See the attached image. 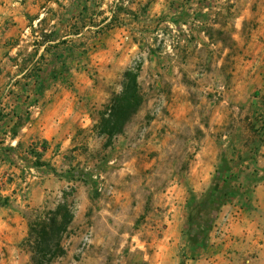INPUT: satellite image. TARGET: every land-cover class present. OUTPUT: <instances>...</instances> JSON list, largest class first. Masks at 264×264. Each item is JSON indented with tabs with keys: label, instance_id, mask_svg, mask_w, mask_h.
<instances>
[{
	"label": "rangeland",
	"instance_id": "1",
	"mask_svg": "<svg viewBox=\"0 0 264 264\" xmlns=\"http://www.w3.org/2000/svg\"><path fill=\"white\" fill-rule=\"evenodd\" d=\"M134 2L109 0L119 26L132 28L124 18ZM158 4L160 15L145 18ZM138 17L150 38L137 60L153 45L165 66L152 81L139 79L140 62L128 69L139 71L145 102L122 134L110 142L97 125L127 70L91 105L96 124L79 132L71 169L46 168L70 185L28 211V227L63 204L73 221L63 254L43 264H152L157 250L175 259L167 264H201L221 252L232 260L239 247L255 257L264 250V0H148ZM27 239L14 264H35ZM11 262L0 250V264Z\"/></svg>",
	"mask_w": 264,
	"mask_h": 264
},
{
	"label": "crops",
	"instance_id": "2",
	"mask_svg": "<svg viewBox=\"0 0 264 264\" xmlns=\"http://www.w3.org/2000/svg\"><path fill=\"white\" fill-rule=\"evenodd\" d=\"M93 1L0 0V180L10 175L18 183L23 166L35 164L33 151L55 172L67 173L79 132L96 124L91 105L105 95V87L122 79L123 72L138 62L141 81L159 78L165 64L158 62L153 45L143 63L137 60L141 41L150 36L135 19L148 0H135L130 7L132 17L124 21L133 19L131 29L118 25L110 30L105 27L112 18L109 0H96L97 11L91 8ZM159 10L160 5H154L145 18L159 16ZM178 62L179 57L171 62L175 73ZM68 185L46 168L27 199L20 196L19 183L15 187L0 182V250L12 264L26 256L21 246L29 236L25 214ZM237 250L229 255L232 260L221 252L201 264H264V250L255 257L245 247ZM164 252L157 250L152 264L175 263Z\"/></svg>",
	"mask_w": 264,
	"mask_h": 264
},
{
	"label": "trees",
	"instance_id": "3",
	"mask_svg": "<svg viewBox=\"0 0 264 264\" xmlns=\"http://www.w3.org/2000/svg\"><path fill=\"white\" fill-rule=\"evenodd\" d=\"M118 15H115L106 23V30L118 26ZM107 21V19H106ZM105 32V31H101ZM139 71L127 70L124 74V88L121 94L115 96L111 104L102 113L97 125L100 133L112 139L125 131L127 125L137 114L145 102L138 83ZM36 157L35 166L49 165L41 161V155L33 151ZM50 172V171H48ZM73 221V214L67 204L60 205L56 211L42 213L36 220L29 222V236L33 261L35 264L50 262L63 254L61 240L69 225Z\"/></svg>",
	"mask_w": 264,
	"mask_h": 264
},
{
	"label": "built area",
	"instance_id": "4",
	"mask_svg": "<svg viewBox=\"0 0 264 264\" xmlns=\"http://www.w3.org/2000/svg\"><path fill=\"white\" fill-rule=\"evenodd\" d=\"M43 147V144H39L37 146V149H41ZM34 162L36 161V157L33 155ZM44 166H23V172L24 175L21 178H18V183L19 187L17 188L19 191L20 196L22 199H27L30 191H31V186L36 181L41 177L42 170L44 169ZM1 184H6L8 186H15L17 187V182H15V179L10 176L6 175L1 178L0 180Z\"/></svg>",
	"mask_w": 264,
	"mask_h": 264
}]
</instances>
